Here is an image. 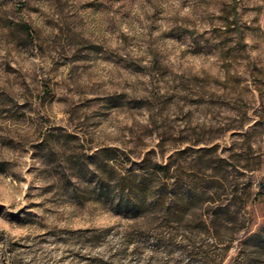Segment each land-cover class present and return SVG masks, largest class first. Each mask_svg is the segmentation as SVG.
<instances>
[{
	"label": "rangeland",
	"instance_id": "rangeland-1",
	"mask_svg": "<svg viewBox=\"0 0 264 264\" xmlns=\"http://www.w3.org/2000/svg\"><path fill=\"white\" fill-rule=\"evenodd\" d=\"M0 264H264V0H0Z\"/></svg>",
	"mask_w": 264,
	"mask_h": 264
},
{
	"label": "trees",
	"instance_id": "trees-1",
	"mask_svg": "<svg viewBox=\"0 0 264 264\" xmlns=\"http://www.w3.org/2000/svg\"><path fill=\"white\" fill-rule=\"evenodd\" d=\"M149 183L150 182L145 181L138 183L136 188L131 190L135 191V193H133L134 195L130 194L124 199H121L120 202H118L119 207H122L123 210L130 213H142L147 210L149 206H154L156 202L149 201V191L152 187Z\"/></svg>",
	"mask_w": 264,
	"mask_h": 264
}]
</instances>
